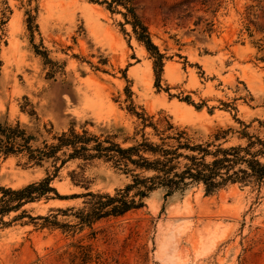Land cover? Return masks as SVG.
Returning <instances> with one entry per match:
<instances>
[{
    "label": "rangeland",
    "instance_id": "obj_1",
    "mask_svg": "<svg viewBox=\"0 0 264 264\" xmlns=\"http://www.w3.org/2000/svg\"><path fill=\"white\" fill-rule=\"evenodd\" d=\"M6 3L12 13L4 17ZM134 6L165 57L161 88L123 8L111 11L104 0H0V123L20 130L16 153L0 151V189L51 175L62 197L48 194L4 217L0 264H264V182L230 183L210 196L200 184L168 198L156 189L139 209L85 223L99 200L87 194L115 196L132 174L152 173H132L131 165L127 173L107 158L71 159V147L30 160L71 130L122 148L144 136L158 142L137 115L160 132L172 125L211 152L264 148L257 143L264 142V0Z\"/></svg>",
    "mask_w": 264,
    "mask_h": 264
},
{
    "label": "trees",
    "instance_id": "obj_2",
    "mask_svg": "<svg viewBox=\"0 0 264 264\" xmlns=\"http://www.w3.org/2000/svg\"><path fill=\"white\" fill-rule=\"evenodd\" d=\"M94 1V0H91ZM109 10L123 8L121 14L127 25L133 29L136 40L142 44L150 53L154 60V70L156 73V86L160 87L161 76L164 73L165 57L160 52L158 46L153 42L148 27L140 20L136 14L134 6L135 0H104ZM3 16L6 13H12L10 6L1 10ZM31 16L28 19L30 22ZM5 24V22H3ZM31 28V26H30ZM2 35H0V50ZM44 57L46 54L43 52ZM2 70V61L0 59V72ZM187 97L186 102L190 103ZM199 109V107H197ZM142 119L143 126L153 127L158 136V142L150 141L144 136V139L139 143L136 142L128 148H122L115 142L105 140L99 141L97 137L90 136L87 131L83 135L76 134L73 130L70 133H64L57 140L59 144L56 146H47L46 150H38L32 152L31 161L42 162L45 158H53L63 147H71V159L82 158L102 159L107 158V161L114 162L116 167L121 169L125 167L127 173H135V171L150 172V176H142L141 174H132L133 181L126 186L124 190H119L116 195H95L89 193L86 196H91L96 200H92L86 216H83L85 223H94L96 220L113 215L120 217L133 209H139L143 206L144 200L154 190H165V197L168 198L174 193L185 191L192 184H200L204 187L206 196L213 195L220 189H223L230 183L248 184L252 179L258 184L264 182V163L258 159V156L264 155V148H260L258 152L251 154V143L248 147H232L230 149H217L211 152L210 144H191L185 132H180L174 126L169 125L166 131L160 132L158 128L149 123L146 124V119ZM167 132H170L167 134ZM20 130L4 127L0 123V151L4 154H14L17 149L16 139ZM166 135V136H165ZM28 137L25 141L29 143ZM91 142L94 144L91 145ZM260 147H264V142H257ZM255 144V143H254ZM29 150L31 149L30 146ZM33 151V150H30ZM94 151V154H89ZM241 152L246 153V156L241 155ZM148 155V156H147ZM222 155V156H221ZM214 156L213 162H208L207 158ZM248 156L252 158L249 159ZM135 169H128L129 166ZM131 171V172H129ZM56 176L49 175L42 181L34 184H28L25 187L13 190L1 188L2 197L0 199V224H4V217L14 211L20 210L24 205L31 204L36 200L43 198L48 194L58 195L55 188L52 187V181ZM135 191L134 195L131 192Z\"/></svg>",
    "mask_w": 264,
    "mask_h": 264
}]
</instances>
